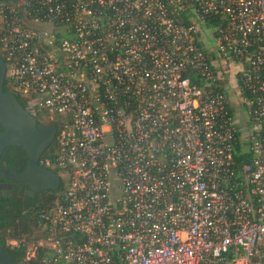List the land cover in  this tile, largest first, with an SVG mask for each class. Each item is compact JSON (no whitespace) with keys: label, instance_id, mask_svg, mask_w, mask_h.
I'll use <instances>...</instances> for the list:
<instances>
[{"label":"built area","instance_id":"obj_1","mask_svg":"<svg viewBox=\"0 0 264 264\" xmlns=\"http://www.w3.org/2000/svg\"><path fill=\"white\" fill-rule=\"evenodd\" d=\"M0 55L59 124L20 264H264V0H0Z\"/></svg>","mask_w":264,"mask_h":264},{"label":"water","instance_id":"obj_2","mask_svg":"<svg viewBox=\"0 0 264 264\" xmlns=\"http://www.w3.org/2000/svg\"><path fill=\"white\" fill-rule=\"evenodd\" d=\"M6 79L7 63L0 55V179L7 177L22 185L25 194L30 196L45 190L57 191L61 185L59 174L41 162L44 152L55 140L57 126L39 121L32 109L22 105L14 91L5 89ZM10 146H20L27 155L26 165L21 171L1 165V158L7 156ZM4 194H11V189ZM0 264H15L1 244Z\"/></svg>","mask_w":264,"mask_h":264},{"label":"trees","instance_id":"obj_3","mask_svg":"<svg viewBox=\"0 0 264 264\" xmlns=\"http://www.w3.org/2000/svg\"><path fill=\"white\" fill-rule=\"evenodd\" d=\"M5 89L14 91L22 105L26 106V99L17 89V85L8 76L5 82ZM242 95L245 96V92ZM57 126L59 128V124ZM1 131L2 127L0 125ZM55 149L56 142L54 141L44 152L41 160L46 156H54ZM26 162L27 155L20 146L8 147L7 156L1 158L2 166L14 168L17 171H21L25 167ZM5 180L10 179L7 177L0 179V183L2 184L0 190V244L9 252L14 263L20 264L24 260L26 253L24 243L34 239L40 211L50 207L56 198L57 191L45 190L39 193L36 192L33 196H30L26 195L24 190L13 188L11 189V194L6 195L4 191L7 188L3 187ZM11 238L20 240V247L10 248L8 240Z\"/></svg>","mask_w":264,"mask_h":264},{"label":"flooded vegetation","instance_id":"obj_4","mask_svg":"<svg viewBox=\"0 0 264 264\" xmlns=\"http://www.w3.org/2000/svg\"><path fill=\"white\" fill-rule=\"evenodd\" d=\"M44 123H47V124H51V123H54V122H44ZM3 187H6L7 189H13V188H16V189H19V190H24L25 191V187H23L22 185L18 184V183H15L11 180H5L4 183H3Z\"/></svg>","mask_w":264,"mask_h":264},{"label":"rangeland","instance_id":"obj_5","mask_svg":"<svg viewBox=\"0 0 264 264\" xmlns=\"http://www.w3.org/2000/svg\"><path fill=\"white\" fill-rule=\"evenodd\" d=\"M234 105L236 106V107H239V100L238 99H236V97L234 98Z\"/></svg>","mask_w":264,"mask_h":264}]
</instances>
